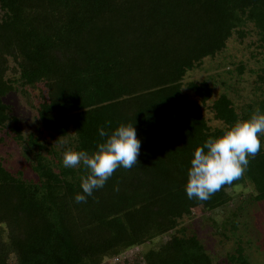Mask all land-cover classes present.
<instances>
[{"label":"trees","instance_id":"trees-1","mask_svg":"<svg viewBox=\"0 0 264 264\" xmlns=\"http://www.w3.org/2000/svg\"><path fill=\"white\" fill-rule=\"evenodd\" d=\"M252 24L264 46V0H0V130L30 155L34 180L0 162V264H107L142 241L176 229L204 202L248 183L264 207V142L247 170L206 201L184 186L194 150L219 137L239 116L220 95L202 113L207 82L185 74L214 57ZM264 72V69H263ZM17 76L11 79L9 76ZM16 84L39 90V132L23 138L3 98ZM42 85L45 93L40 89ZM133 124L137 164L118 168L85 203H76L85 170L65 168L66 150L91 154L97 129ZM120 264H221L194 235L170 233L164 243ZM224 264H249L237 247Z\"/></svg>","mask_w":264,"mask_h":264},{"label":"rangeland","instance_id":"rangeland-1","mask_svg":"<svg viewBox=\"0 0 264 264\" xmlns=\"http://www.w3.org/2000/svg\"><path fill=\"white\" fill-rule=\"evenodd\" d=\"M241 31L243 37L233 34L219 53L204 58L185 74L181 82L182 92L194 100L197 98L188 91L187 83L204 81L210 85L212 97L202 106L210 129L224 127L214 119L210 110L212 102L220 95H225L231 101L239 116H251L257 108L264 112V46L259 42L252 24L246 23ZM9 77L16 79L17 76ZM40 89H43L42 85ZM42 92L45 93V90ZM38 95L39 90L16 84V90L5 96L3 103L9 107L11 117L18 121L23 138L34 134L41 140H47L38 128ZM261 140L264 142V138ZM0 162L11 174H20L25 180L35 179L30 155L26 156L23 145L18 144L7 130H0ZM226 192L223 198L199 204L190 217L178 222L173 231L146 239L130 250L136 257L141 256L164 243L170 233L183 230L187 235L197 237L214 262L224 264L226 256L240 247L249 264H264L263 205L254 203L255 193L248 183L227 189ZM102 264H107V261L104 260Z\"/></svg>","mask_w":264,"mask_h":264},{"label":"clouds","instance_id":"clouds-1","mask_svg":"<svg viewBox=\"0 0 264 264\" xmlns=\"http://www.w3.org/2000/svg\"><path fill=\"white\" fill-rule=\"evenodd\" d=\"M109 126L97 129L101 138L96 150H66L62 155L65 168L82 167L81 192L74 195L76 203H85L118 168L131 169L137 164L141 142L133 124H120L112 131ZM264 138V112L259 108L247 120L237 121L219 137L209 136L192 153L184 191L189 200L206 201L223 186L238 180L249 162L261 151Z\"/></svg>","mask_w":264,"mask_h":264},{"label":"built area","instance_id":"built-area-1","mask_svg":"<svg viewBox=\"0 0 264 264\" xmlns=\"http://www.w3.org/2000/svg\"><path fill=\"white\" fill-rule=\"evenodd\" d=\"M133 254L134 253L130 250L128 253L126 252V253H123L120 256H117V257H115L113 259H110V261H111L110 263L111 264H120L123 261L130 259Z\"/></svg>","mask_w":264,"mask_h":264}]
</instances>
